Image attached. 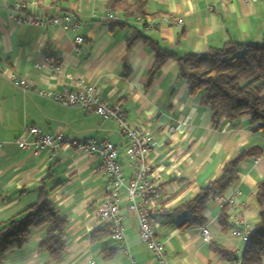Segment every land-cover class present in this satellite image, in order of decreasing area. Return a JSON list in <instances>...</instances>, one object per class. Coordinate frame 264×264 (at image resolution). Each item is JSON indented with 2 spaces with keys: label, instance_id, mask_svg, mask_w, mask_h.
I'll return each mask as SVG.
<instances>
[{
  "label": "crops",
  "instance_id": "crops-1",
  "mask_svg": "<svg viewBox=\"0 0 264 264\" xmlns=\"http://www.w3.org/2000/svg\"><path fill=\"white\" fill-rule=\"evenodd\" d=\"M0 0V224L20 214L38 199L43 183L60 215L67 219L62 255L52 258L40 243L48 225L32 228L26 243L9 253L2 264H159L139 236L137 216L123 196L125 248L120 247L100 216L106 198V178L96 171L98 161L60 144L47 148H22L18 138L29 125L44 131L62 132L79 140L106 138L119 149L125 175L133 171L126 152L127 140L115 121L81 107L64 106L38 90L76 87L80 81L93 87L97 96L122 107L127 120L151 136L156 144L148 159L163 178L164 211L155 215L156 237L165 244L170 264H239L212 248L221 246L241 257L246 242L234 236L233 225L223 229L222 211L212 199L204 214L211 233L205 240L202 226L182 227L186 212L180 207L200 188L220 176L225 164L252 146L264 148V133L249 114L212 122L211 109L202 92L192 93L179 74L177 57L204 53L229 41L253 44L264 41V2L244 0H142L145 12L182 17L181 24H161L147 30L127 13L123 2L135 0H22L24 18L13 17L14 4ZM114 18L108 17V12ZM72 14L84 41L60 24L35 25L27 16ZM147 39L175 57L166 59L156 72V53ZM48 58L55 59L56 64ZM27 79L31 90L22 92L9 80ZM29 139H32L29 136ZM264 180V154L246 158L238 180L227 189L235 196L227 213L251 229L259 221L257 185ZM236 191L238 193L236 194ZM108 252L109 255H108ZM264 264V258H263Z\"/></svg>",
  "mask_w": 264,
  "mask_h": 264
},
{
  "label": "trees",
  "instance_id": "trees-1",
  "mask_svg": "<svg viewBox=\"0 0 264 264\" xmlns=\"http://www.w3.org/2000/svg\"><path fill=\"white\" fill-rule=\"evenodd\" d=\"M127 13L139 16L143 25L155 18L145 12L146 3L135 0L123 2ZM156 53V72L163 62L176 55L165 51L152 40L147 39ZM179 74L190 85L191 92H202V102L212 112V122L218 126L222 119H237L249 114L256 129L264 133V41L243 43L229 41L221 47H212L204 53H188L177 57ZM50 99V98H49ZM52 100V99H51ZM54 101V100H53ZM264 154L261 146H252L242 151L235 159L227 162L222 173L209 181L200 191L180 207L186 212L182 227L202 226L208 203L216 196L224 195L238 180L239 166L246 158H257ZM51 189L42 184L38 199L20 214L0 224V264L9 253L20 249L27 241L32 228L48 225L46 237L40 243L54 259L60 257L65 247L67 219L56 210L51 198ZM256 201L260 206L259 221L246 241L241 257L217 245L212 248L225 259L239 264H263L264 258V180L257 185ZM225 229L230 225L226 207H222L218 218ZM110 232V226H108ZM110 252H108L109 255Z\"/></svg>",
  "mask_w": 264,
  "mask_h": 264
},
{
  "label": "built area",
  "instance_id": "built-area-1",
  "mask_svg": "<svg viewBox=\"0 0 264 264\" xmlns=\"http://www.w3.org/2000/svg\"><path fill=\"white\" fill-rule=\"evenodd\" d=\"M245 2H255L264 0H244ZM24 1H17L14 4L16 21L20 22L24 16L21 10L26 8ZM109 18H114L113 12H108ZM30 23L35 25L60 24L66 29L75 32V42L77 45L84 41L83 35L79 32V25L75 22L72 14L62 16L40 17L37 15L25 17ZM137 20L142 24L144 21L138 16ZM181 24L182 17H170L161 15L157 19L149 20L145 23L147 30H154L161 24ZM48 60L56 64L55 59ZM9 80L22 92L31 90L25 78L11 75ZM38 94L50 98L64 106L81 107L86 113H97L103 119L115 121L119 130L125 136L127 142L126 152L131 158L133 171L130 175H125L122 163L119 159V149L110 140L100 137H89L86 140L66 135L62 132L53 133L44 131L37 125H29L17 142L22 148H47L56 151L63 142L68 143L72 148L87 154L98 161L96 171L106 178V198L100 207V216L110 226V234L118 242L120 247L125 248L124 216L120 212L123 200L122 189L125 190L127 209L134 213L139 221V236L144 242L147 250L155 257L159 264H170L165 251V244L156 237L153 226L155 215L164 211L160 204L163 198V178L154 171V167L148 159L156 141L147 135L142 129L128 122L125 110L119 105H113L100 99L94 92L92 86L80 81L74 87H63L60 89L38 90ZM29 136L32 139H29ZM238 191H236V194ZM222 207L230 210L235 203V196L220 195L214 198ZM229 215V213H227ZM229 221L233 225L232 234L247 241L252 234V229L247 226L241 228L242 220L229 215ZM201 233L205 240L211 237L210 230L202 226ZM88 264H96L95 259H91ZM132 264H141L133 260Z\"/></svg>",
  "mask_w": 264,
  "mask_h": 264
},
{
  "label": "rangeland",
  "instance_id": "rangeland-1",
  "mask_svg": "<svg viewBox=\"0 0 264 264\" xmlns=\"http://www.w3.org/2000/svg\"><path fill=\"white\" fill-rule=\"evenodd\" d=\"M122 195H123V196L125 195V190H124V189H122Z\"/></svg>",
  "mask_w": 264,
  "mask_h": 264
}]
</instances>
